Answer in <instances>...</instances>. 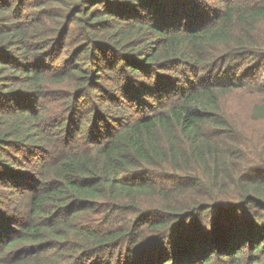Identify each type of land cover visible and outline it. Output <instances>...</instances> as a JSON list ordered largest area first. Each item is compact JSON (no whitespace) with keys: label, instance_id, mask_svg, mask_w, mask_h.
Listing matches in <instances>:
<instances>
[{"label":"trees","instance_id":"trees-1","mask_svg":"<svg viewBox=\"0 0 264 264\" xmlns=\"http://www.w3.org/2000/svg\"><path fill=\"white\" fill-rule=\"evenodd\" d=\"M0 264H264V0H0Z\"/></svg>","mask_w":264,"mask_h":264},{"label":"rangeland","instance_id":"rangeland-1","mask_svg":"<svg viewBox=\"0 0 264 264\" xmlns=\"http://www.w3.org/2000/svg\"><path fill=\"white\" fill-rule=\"evenodd\" d=\"M259 128H261V129H262V126H260Z\"/></svg>","mask_w":264,"mask_h":264}]
</instances>
